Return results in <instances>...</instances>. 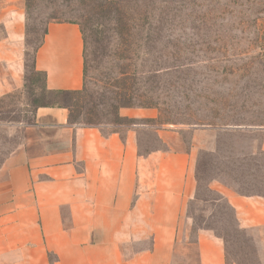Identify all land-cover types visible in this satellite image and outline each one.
Instances as JSON below:
<instances>
[{
	"label": "rangeland",
	"instance_id": "374dc122",
	"mask_svg": "<svg viewBox=\"0 0 264 264\" xmlns=\"http://www.w3.org/2000/svg\"><path fill=\"white\" fill-rule=\"evenodd\" d=\"M26 5L22 85L0 95V167L43 105L68 107L70 127L97 128L104 135L123 136L137 126L142 156L168 149L195 154L196 192L185 203L171 264L197 263L200 230L223 242L227 264H260L264 240L238 227L215 187L264 197V155L255 154L264 131V0ZM50 23H74L81 31L84 80L77 93H46L43 75L33 69ZM124 109L136 114L124 116ZM49 222L53 226L55 219ZM129 242L122 249L133 256L150 250L152 235H132ZM48 257L53 264L54 256Z\"/></svg>",
	"mask_w": 264,
	"mask_h": 264
},
{
	"label": "crops",
	"instance_id": "0c3cea01",
	"mask_svg": "<svg viewBox=\"0 0 264 264\" xmlns=\"http://www.w3.org/2000/svg\"><path fill=\"white\" fill-rule=\"evenodd\" d=\"M26 24V0H0V95L22 85ZM40 43L32 66L45 88L79 91L78 25L50 23ZM136 128L104 135L70 127L64 108H37L0 167V264H52L49 255L53 264H171L185 203L196 192L195 154L168 149L142 156ZM255 154L264 155V131ZM215 189L238 227L264 240V197ZM144 233L152 235L150 250L126 256L122 245ZM196 250V264H227L223 242L208 231L196 235Z\"/></svg>",
	"mask_w": 264,
	"mask_h": 264
},
{
	"label": "trees",
	"instance_id": "16d2710c",
	"mask_svg": "<svg viewBox=\"0 0 264 264\" xmlns=\"http://www.w3.org/2000/svg\"><path fill=\"white\" fill-rule=\"evenodd\" d=\"M27 6V5H26ZM46 32V30H45ZM44 32V34H45ZM41 44V43H40ZM43 90L51 95H55V96H65V95H70V94H74L77 93L78 91H74V92H67V91H48L45 86H43ZM42 107H50V108H54L52 105H43ZM57 108H64V109H68V107H57ZM122 108H133L132 106H124ZM138 108H144V109H150L152 107L150 106H146V105H140L138 106Z\"/></svg>",
	"mask_w": 264,
	"mask_h": 264
}]
</instances>
